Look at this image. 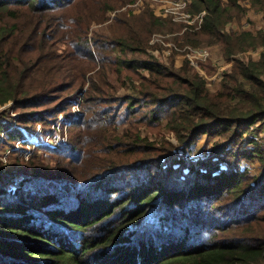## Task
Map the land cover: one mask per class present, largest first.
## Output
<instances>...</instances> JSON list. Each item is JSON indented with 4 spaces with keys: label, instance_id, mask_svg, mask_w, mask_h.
<instances>
[{
    "label": "trees",
    "instance_id": "16d2710c",
    "mask_svg": "<svg viewBox=\"0 0 264 264\" xmlns=\"http://www.w3.org/2000/svg\"><path fill=\"white\" fill-rule=\"evenodd\" d=\"M108 1L122 0H0V107L34 111L13 130L0 113V142L28 143L22 129L34 132L40 122L48 132L58 114L72 129L54 166L34 156L5 171L0 160V264H264V146L232 149L244 126L264 128V52L258 61L246 55L264 46V30L226 28L250 10L264 12V0H192L190 13H204L199 29L175 24L165 32L159 22L174 36L173 54L221 46L233 68L217 92L190 60L177 68L143 58L157 31H145L146 19L95 41L94 53L84 40L113 8ZM74 6L88 15H70ZM118 47L123 57H111ZM200 66L214 71L211 59ZM111 72L133 87L108 102ZM46 104L53 109L36 110ZM162 123L178 147L144 136ZM203 136L220 140L207 158L189 157ZM245 159L259 162L258 175L242 167Z\"/></svg>",
    "mask_w": 264,
    "mask_h": 264
},
{
    "label": "rangeland",
    "instance_id": "374dc122",
    "mask_svg": "<svg viewBox=\"0 0 264 264\" xmlns=\"http://www.w3.org/2000/svg\"><path fill=\"white\" fill-rule=\"evenodd\" d=\"M192 0H122L119 3H115V1H108L111 9H108L106 13H103L102 22L93 21L88 26L87 37L84 40V43H88L91 48H93V52L95 53L97 44L103 40L104 42L113 38L115 35H112V31H116L117 33H121L126 29L133 28L134 26L141 25V20L146 21L145 31L148 32L150 29L157 30L152 33L148 41V48L146 53L143 55V58H152L156 59V61L161 64L170 65L173 64L175 67L179 68L184 65V63L189 59V55L193 52V49L196 48H207L211 50L212 58V66L214 67V71L210 74L205 68L200 66L202 71L200 72L201 76L206 81L207 88L211 92H217L221 90L223 78L224 76L232 71L233 63L228 61L223 54V50L220 45H210L204 43L198 47H187L185 50H178L179 52L173 54L170 46L176 45L173 41L174 36L166 33L170 31L172 25H175L177 28L184 27V30L193 26L197 29L200 28L202 24V16L203 14L193 15L190 13V6ZM64 13V11H60L57 15ZM70 15L79 17L80 19L86 17L88 15V10L81 6H74L71 8ZM159 20V21H157ZM159 22L161 27L159 26ZM165 28L162 31L158 30V27ZM228 32H236L237 34H242L243 32H252L255 35L260 32V30H264V12L262 11H252L250 10L246 15H242L241 18H235L226 26ZM143 30V28H142ZM95 41L97 44L95 45ZM192 49V50H191ZM264 52V46L257 48H249L246 51V55H248L253 60H259ZM123 57V54L120 53L119 47L114 51L113 54H110L111 57ZM245 54L240 53L239 56L243 57ZM135 56L134 54H128L125 56L128 60H132ZM192 56V55H191ZM97 59V68L96 71L101 70V59L98 57ZM210 59L205 62H209ZM214 60V62H213ZM219 69L222 73L221 78L212 80V77L218 73ZM95 73V72H93ZM93 73L89 76L93 77ZM144 76H148L147 72H143ZM88 76V77H89ZM108 83L115 86V89H110L109 87H104L108 93V102L122 99L126 95L132 93V82L129 81L128 76L124 73L122 75L119 72H111L108 73L107 76ZM138 84V83H136ZM90 86V82L86 83L85 88L81 90L83 94L86 92L88 87ZM65 98V97H63ZM77 102L73 106V110L77 113L74 115L75 117L80 115L82 99L80 96L76 97ZM58 103V102H56ZM53 103V104H56ZM53 104L44 105L42 107L36 108L38 111L49 110V108L53 109ZM51 106V107H50ZM6 111L7 120L11 125L10 130L20 128V119L21 115L29 114L34 111H19L16 110V105L13 102L7 103L5 106L0 107V113ZM162 129L158 131L146 132L144 136H148L151 140L156 141V139H162V141H167L174 146L178 147V142L174 135L167 132V128L165 123H162ZM45 125L43 123L38 122L36 124V130L28 131L22 129L25 136H27V142L17 141L14 144V147H10L6 145L5 141L6 136H1L0 142V160L2 161L5 171L9 168H14L18 170V168H22L25 166L27 162H29L32 158L35 157V161L33 163L45 164L47 166H54L58 160V150L59 146L67 145L70 141V137L72 136V129L70 130L67 123L65 124V117L63 115L58 114L57 121L52 124L49 128V131H45ZM126 125L119 126L118 130L122 133L126 129ZM243 131H245V135L243 136V140L241 145H235L232 147L233 150H242L245 148L253 149L256 145L255 143L264 146V128L261 126V122L257 121L252 126H244ZM74 132V131H73ZM157 132H161L158 134ZM220 140V136H203L199 139V141L191 147L188 151L187 155L193 159L196 158H207L213 148V145L216 141ZM42 146L50 147V149H43ZM37 149V152L35 150ZM260 164L256 161H251L245 159L242 164L243 168H247L251 171L253 175H258L260 173ZM70 170V169H68ZM68 197V196H66ZM70 199L64 200V203H68Z\"/></svg>",
    "mask_w": 264,
    "mask_h": 264
},
{
    "label": "built area",
    "instance_id": "2783aa9c",
    "mask_svg": "<svg viewBox=\"0 0 264 264\" xmlns=\"http://www.w3.org/2000/svg\"><path fill=\"white\" fill-rule=\"evenodd\" d=\"M201 16H202V21H203V15H201ZM171 47L172 46H170V49H171ZM210 56H211V50H209L207 48H196V49H193V52L189 55V59H190L192 66L197 68L199 71H202L200 69V62L201 61H207L208 59H212V58H210ZM213 62H214V60H213ZM220 71L221 70L219 69V71L215 75V77H212V80L215 81L216 79L221 78L222 73H220Z\"/></svg>",
    "mask_w": 264,
    "mask_h": 264
}]
</instances>
